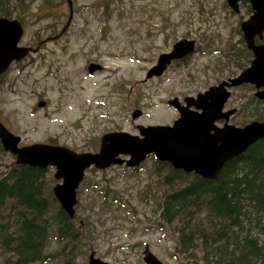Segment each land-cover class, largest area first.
Returning <instances> with one entry per match:
<instances>
[{
    "label": "rangeland",
    "instance_id": "rangeland-1",
    "mask_svg": "<svg viewBox=\"0 0 264 264\" xmlns=\"http://www.w3.org/2000/svg\"><path fill=\"white\" fill-rule=\"evenodd\" d=\"M23 2L26 10L20 15L25 30L20 45H36V32L43 38L49 32L46 26L55 24L60 29L67 21L66 0L43 6L55 10L50 16L39 9L44 0ZM71 7V21L61 39L45 43L50 46V57L58 56L51 60L69 61L60 46L68 45L71 50L64 93L53 87L46 90L45 86L52 85L47 80L36 83L34 92L30 85L24 94L7 93L0 99V112L23 137L21 145L50 140L75 151H97L105 132L122 129L138 134L137 125L171 124L178 113L168 100L178 97L181 102L237 76L251 62L247 48L241 49L240 23L252 12L246 0L240 1L238 12L225 0H71ZM16 14L13 11L12 18ZM182 39L195 40L196 51L185 60L171 62L160 76L147 78L159 55ZM89 61L102 64L105 70L88 74ZM35 70L39 76L46 69L40 65ZM254 92L251 83L231 88L226 106H247V114L237 113L230 123L242 126L255 120L249 114L258 111ZM33 93H43L49 106L30 114L36 103ZM135 109L142 114L132 118ZM0 148L1 174L16 163L13 154ZM154 161L149 155L136 170L124 165L86 169L74 207L73 221L82 232L77 255L71 249L63 251L64 241L58 244L54 228L47 250L57 258L38 264H60L69 257L75 264H88L91 253L108 264H145L146 247L164 264H205L200 251L178 250L177 221L168 223L161 218L163 195L171 189L164 183L169 170L165 161ZM54 171L52 166L44 170L50 194L60 182ZM55 206L52 202L48 215L55 214ZM3 259L0 256V262Z\"/></svg>",
    "mask_w": 264,
    "mask_h": 264
},
{
    "label": "trees",
    "instance_id": "trees-1",
    "mask_svg": "<svg viewBox=\"0 0 264 264\" xmlns=\"http://www.w3.org/2000/svg\"><path fill=\"white\" fill-rule=\"evenodd\" d=\"M13 1L0 0V16L12 17L15 11L24 22L20 11L26 10L25 3ZM51 1L39 6L43 14L48 11L45 16L55 14L43 7ZM44 29L52 34L57 27L52 24ZM40 39L38 31L35 40ZM241 44L246 49L243 40ZM246 54L252 57L248 49ZM253 101L258 111L249 114L264 122L262 100ZM246 110L241 105L237 113L247 114ZM164 164L169 170L164 183L171 189L163 195L160 215L165 222L177 221L178 250L200 251L205 264H264V137L226 161L217 179ZM43 176L44 169L26 164H13L0 174V256L4 257L0 264H38L57 258L47 250L54 228L58 244L64 241L63 251L71 249L77 255L82 232L73 221L75 216L69 217L53 193H48ZM52 202L57 209L48 215ZM60 264L75 262L69 257Z\"/></svg>",
    "mask_w": 264,
    "mask_h": 264
},
{
    "label": "water",
    "instance_id": "water-1",
    "mask_svg": "<svg viewBox=\"0 0 264 264\" xmlns=\"http://www.w3.org/2000/svg\"><path fill=\"white\" fill-rule=\"evenodd\" d=\"M241 0H226L230 8L238 12ZM252 9L250 16L240 23L243 40L252 51L250 65L237 76L210 86L194 96H186L181 103L178 97L168 100L177 110L178 117L171 124L139 125L138 134L127 131H109L100 137L99 149L95 152H77L59 144L34 142L18 146L20 136L10 132L0 121V143L5 151L15 156L16 164L46 168L55 167L54 177L60 182L53 186L54 197L69 217L74 215L77 203L76 189L84 178L85 170L94 166L104 169L115 164L135 167L147 155L153 153L159 161H167L175 169L194 172L201 177L217 179L226 161L240 155L249 145L264 137V122L254 120L242 126L229 123L235 108L222 112L230 97L229 86L251 83L256 88L254 95L264 105V44L255 43V37L262 38L264 32V0H246ZM69 14L56 39L67 29L72 16L71 0H66ZM23 23L18 19L0 17V74L13 61L22 59L31 48L19 46L23 34ZM195 51V40H177L169 52L159 55L146 77L160 76L172 60L183 59ZM97 63H89V73L99 69ZM44 101L38 102L43 106ZM200 110V111H199ZM141 110L132 111L137 118ZM224 119L222 126L216 121ZM127 155V158L121 157ZM146 264H164L148 247L143 250ZM88 264H108L91 253ZM235 264H246L237 262Z\"/></svg>",
    "mask_w": 264,
    "mask_h": 264
},
{
    "label": "flooded vegetation",
    "instance_id": "flooded-vegetation-1",
    "mask_svg": "<svg viewBox=\"0 0 264 264\" xmlns=\"http://www.w3.org/2000/svg\"><path fill=\"white\" fill-rule=\"evenodd\" d=\"M249 8L251 9V6ZM59 30L60 29H57V31L52 33V34H50L51 32L49 31L45 35V37H43V39L37 40V43L42 41V44H40L38 47H37V44L34 46L25 45L26 47H31V48L37 47L38 49L36 51H29L24 56L23 59H21L20 61H16V62L11 63V65L3 73L0 74V99L7 93L24 94L26 92L27 88L30 87V85H32V90L34 92L35 91L34 85L36 83H38L40 81L46 82L47 80L52 81V85L51 86H45L46 90L53 87L54 89L59 91L60 94L64 93L65 83L67 81V75L65 72H66V69L69 67V62L72 58L71 50H70L68 45L60 46V48H61L60 51L67 53L65 58L68 59L69 61L51 60L50 58H52V59L58 58V56L57 57H50V55L47 53L48 52L47 50H48V48H50V46L45 44L47 42H53V41L60 40L65 31L63 32V34L60 37L53 39V37L56 34H58ZM263 38H264V33L262 35V38H259L258 36H256L254 39L255 43L264 44ZM184 60L181 62H185ZM173 61H175V60H173ZM89 63H97V62L89 61L88 64ZM98 64H100V63H98ZM40 65H42L46 70L41 75L36 76L37 71L35 69L39 68ZM28 69H30V71ZM104 70H105L104 66L102 64H100L99 69H95L91 73L88 72V74H94L95 71H104ZM72 72H73V70H72ZM234 76L235 75L229 76V77L222 79V80H226V79H228L230 77H234ZM221 81H219V82H221ZM219 82H217V83H219ZM236 87H238V86H236ZM236 87L230 86L229 89L231 90V88H236ZM33 94L36 96V103H35V105H32L30 107V114H34L41 109H46L49 106V101L44 100L42 98L43 93H33ZM188 96H194V95H188ZM230 96H231V93H230ZM229 98H228V100H229ZM228 100L225 102V104L223 106L224 107L223 110L230 109V107L226 106V103L228 102ZM40 101H44L43 106H38V102H40ZM181 103H183L182 100H181ZM126 105L129 108L128 103ZM232 108H236V107H232ZM237 110L238 109L236 108L235 113H237ZM0 121L10 132L14 133L15 135H20V134L15 133L10 128L9 125L12 121H10L8 118H6L4 116V114L1 112H0ZM223 123H224L223 119H219L216 121V124L219 126H222ZM138 126L139 125L136 126L137 130H138ZM111 131H123V130L118 129V130H111ZM138 132H139V130H138ZM22 141H23V137L21 136V140L19 142L20 146H22L21 145ZM53 142H54V144L56 143V141H53ZM44 143L53 144L52 142H50V140L48 142H44ZM99 146H100V140H99ZM98 149H99V147H98ZM93 152H95V151H93ZM150 155L153 156L152 154H150ZM121 157H123V156H121ZM121 165H124L125 167L129 168L126 164H121ZM133 168H135V167H133ZM136 168H139V166H137Z\"/></svg>",
    "mask_w": 264,
    "mask_h": 264
}]
</instances>
